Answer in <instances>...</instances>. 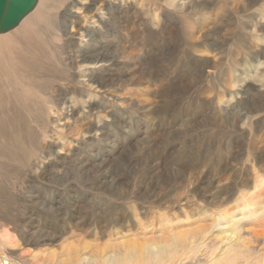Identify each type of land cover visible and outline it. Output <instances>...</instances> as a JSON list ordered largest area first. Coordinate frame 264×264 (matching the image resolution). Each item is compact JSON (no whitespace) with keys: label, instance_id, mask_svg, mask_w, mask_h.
I'll return each instance as SVG.
<instances>
[{"label":"rangeland","instance_id":"374dc122","mask_svg":"<svg viewBox=\"0 0 264 264\" xmlns=\"http://www.w3.org/2000/svg\"><path fill=\"white\" fill-rule=\"evenodd\" d=\"M169 1L125 0L108 34L75 19L116 58L96 97L75 80L28 97L29 156L0 141V258L98 264L114 246L123 264H264V0ZM181 239V258H148L160 241L181 254Z\"/></svg>","mask_w":264,"mask_h":264},{"label":"bare ground","instance_id":"6f19581e","mask_svg":"<svg viewBox=\"0 0 264 264\" xmlns=\"http://www.w3.org/2000/svg\"><path fill=\"white\" fill-rule=\"evenodd\" d=\"M124 1L38 0L35 8L15 28L0 33V141H7L4 149L12 150L14 147L20 152V157L29 156L32 153L27 148L29 140L25 137L29 132V127L35 126V119L32 117L37 116V112L28 97L47 95L50 100L55 101L52 94L58 90L57 88L52 90V94L48 90H43L44 82L52 80V85H58L59 88L64 82L75 80L78 85L77 88H79L78 91L82 95L80 97H87V95L96 97L100 94V90L106 84V79L102 75L106 68L105 65L114 62L116 55L107 52L102 41L93 44L89 40L82 39L86 36V29L77 28L78 20L75 19L84 16L85 19H90L93 22L91 24L99 25V29H110L116 24L118 12L123 8L129 9L131 4H125ZM96 3L100 13L96 15L87 14L86 11L90 10V5ZM169 3L177 11L183 8L185 0H172ZM164 10L162 9L161 13L154 16L157 23L168 20ZM109 25L110 27H107ZM89 29L91 27L87 28V30ZM108 29L107 34L109 33ZM111 36L116 43L118 35L114 29ZM75 40L82 45V51L78 57V66L69 51L70 42ZM114 54L116 53L114 52ZM92 72H98V75L91 76ZM13 85L18 87L12 89ZM92 87L95 89L92 90ZM59 90L67 92L70 88L62 87ZM48 98H44V100L48 101ZM30 118L33 120L27 126ZM8 150H0V154H6L9 157ZM234 217V214L229 213L224 222L230 224L231 218ZM8 222L15 229H19L22 225L21 218L14 214ZM160 239H164V236H160ZM196 241L197 238L193 237V242ZM172 243L181 247V254L177 252L176 248L164 247L167 242L160 241L159 243L152 242L150 249L146 250L149 251L148 258L161 263L181 258L185 253L183 248L186 245V240H172ZM108 250L118 252L113 259L107 260L111 261L109 264L124 263L119 248L110 246L97 253L96 261L98 264H106L102 254ZM5 251L7 254L2 252L0 264H15L13 259L8 257V255H13L15 250L6 249ZM167 255L171 258L165 260ZM108 257L110 258V256ZM34 260L37 264L44 263L41 253L36 254ZM72 260L69 259L72 264H79L80 260Z\"/></svg>","mask_w":264,"mask_h":264},{"label":"water","instance_id":"95a60500","mask_svg":"<svg viewBox=\"0 0 264 264\" xmlns=\"http://www.w3.org/2000/svg\"><path fill=\"white\" fill-rule=\"evenodd\" d=\"M37 3L38 0H0V33L15 28Z\"/></svg>","mask_w":264,"mask_h":264}]
</instances>
